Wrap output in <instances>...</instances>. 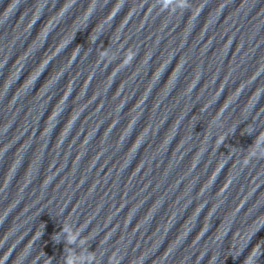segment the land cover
I'll list each match as a JSON object with an SVG mask.
<instances>
[{
    "label": "clouds",
    "instance_id": "9594fccd",
    "mask_svg": "<svg viewBox=\"0 0 264 264\" xmlns=\"http://www.w3.org/2000/svg\"><path fill=\"white\" fill-rule=\"evenodd\" d=\"M66 264H76V260L74 257L70 256L66 260Z\"/></svg>",
    "mask_w": 264,
    "mask_h": 264
}]
</instances>
